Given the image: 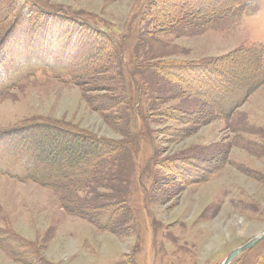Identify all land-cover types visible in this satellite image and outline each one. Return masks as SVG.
I'll return each instance as SVG.
<instances>
[{
	"label": "rangeland",
	"instance_id": "374dc122",
	"mask_svg": "<svg viewBox=\"0 0 264 264\" xmlns=\"http://www.w3.org/2000/svg\"><path fill=\"white\" fill-rule=\"evenodd\" d=\"M33 1L70 18L52 20L68 40L44 25L25 49L36 67L0 95V130L51 123L113 152L59 156L79 159L55 187L0 173V264H222L263 233L264 79L246 92L264 0ZM232 264H264V240Z\"/></svg>",
	"mask_w": 264,
	"mask_h": 264
},
{
	"label": "trees",
	"instance_id": "16d2710c",
	"mask_svg": "<svg viewBox=\"0 0 264 264\" xmlns=\"http://www.w3.org/2000/svg\"><path fill=\"white\" fill-rule=\"evenodd\" d=\"M34 2L33 0L28 2L27 0H0V55L4 53L12 33L19 29L22 24H39L41 20L43 23L49 20L67 21L62 15L57 18L52 17L48 9L39 8L37 10L34 7L37 4H34ZM26 41L28 42L29 39L26 38ZM197 67H193L192 71L195 72ZM259 68L260 72L256 73V77L251 76L253 79L256 78L257 84L253 85L251 91H247L249 95L264 82L263 60L260 62ZM184 70L185 68L181 67L179 69L176 65L172 71L168 70V73L177 75L183 84L186 85L189 81L187 80V74H184ZM237 74L234 73V76L237 77ZM231 79L233 78L231 77ZM227 82L230 84V80ZM222 87L223 84L219 86L216 83L211 88L213 90L212 93L220 91ZM204 97H207L206 93H204ZM27 125L29 126L24 129L12 128L5 131L0 130V138L9 136L12 140H8V146L3 152L5 161L8 162L5 167H10V162H16L17 164L25 166L26 177L23 178L25 181L30 180L43 186L55 187L65 180V175H70L71 172L75 173L77 171V169L73 170L75 168L73 166L77 158L79 159L78 156L75 157L76 160L70 158L67 165L61 167L58 165L61 158L59 156H74L79 153L91 155L98 151L99 153L96 157L101 158V163L107 158L106 155L108 152H113L108 150L110 145L101 139H93L89 135L83 136L73 131H67V129L63 127L58 128L51 123L45 125H41L40 123L33 125V123H30ZM114 147V151L116 148L117 150L119 148L118 145H114ZM105 148L107 152L104 154L106 151ZM100 149L103 153L100 152ZM102 149L105 151H102ZM111 149L113 150V148ZM77 162L80 163V161ZM88 163L87 161L86 164ZM79 166L82 167V164ZM67 209L70 208L68 207Z\"/></svg>",
	"mask_w": 264,
	"mask_h": 264
},
{
	"label": "water",
	"instance_id": "95a60500",
	"mask_svg": "<svg viewBox=\"0 0 264 264\" xmlns=\"http://www.w3.org/2000/svg\"><path fill=\"white\" fill-rule=\"evenodd\" d=\"M264 240V232L260 235L252 238L249 240L246 244L243 246H240L236 249H234L223 261L222 264H232V262L243 252L248 251L256 247L259 243H261Z\"/></svg>",
	"mask_w": 264,
	"mask_h": 264
},
{
	"label": "crops",
	"instance_id": "0c3cea01",
	"mask_svg": "<svg viewBox=\"0 0 264 264\" xmlns=\"http://www.w3.org/2000/svg\"><path fill=\"white\" fill-rule=\"evenodd\" d=\"M6 255H8V256L10 257V255H9V254H6Z\"/></svg>",
	"mask_w": 264,
	"mask_h": 264
}]
</instances>
